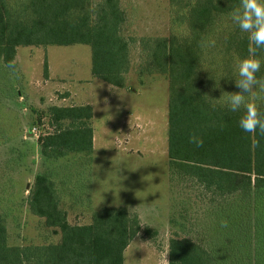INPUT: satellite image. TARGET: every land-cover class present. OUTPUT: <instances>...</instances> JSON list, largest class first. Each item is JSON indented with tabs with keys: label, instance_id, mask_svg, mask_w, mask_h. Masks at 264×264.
<instances>
[{
	"label": "trees",
	"instance_id": "16d2710c",
	"mask_svg": "<svg viewBox=\"0 0 264 264\" xmlns=\"http://www.w3.org/2000/svg\"><path fill=\"white\" fill-rule=\"evenodd\" d=\"M169 1L172 24L182 30L140 38L137 69L138 75L168 79V181L186 202L169 219L177 232L169 240L168 264H264V134L243 132L239 113L211 99L220 96L214 79L224 77L221 88L237 91L227 78L235 60L248 55L246 34L227 15L239 0ZM125 19L119 0H25L16 13L8 0H0V60L14 67L18 47L86 45L91 76L122 88L130 68ZM256 55L261 78L264 49ZM43 66L46 78V61ZM255 103L264 116V100ZM46 113L53 130L37 138L44 158L93 151L90 105H53ZM191 135L202 146L189 143ZM190 199L203 206L200 217L186 212ZM29 208L60 232V241L9 246L0 217V264H123L125 249L142 230L138 214L122 206L95 212L89 224L71 225L46 173L34 178Z\"/></svg>",
	"mask_w": 264,
	"mask_h": 264
},
{
	"label": "rangeland",
	"instance_id": "374dc122",
	"mask_svg": "<svg viewBox=\"0 0 264 264\" xmlns=\"http://www.w3.org/2000/svg\"><path fill=\"white\" fill-rule=\"evenodd\" d=\"M24 2L8 0L13 13ZM119 2L130 61L122 88L91 76L86 45L18 47L14 67L0 60V217L9 246L60 241V232L29 208L34 178L46 173L71 225L89 224L106 208L122 206L138 214L142 230L125 249L123 264H168L169 240L177 232L169 219L186 203L168 181V79L138 75L137 69L140 38L168 37L182 28L172 24L169 0ZM83 104L93 109V151L44 158L37 138L53 130L47 108ZM193 201L187 200L186 212L200 217L203 206Z\"/></svg>",
	"mask_w": 264,
	"mask_h": 264
},
{
	"label": "clouds",
	"instance_id": "9594fccd",
	"mask_svg": "<svg viewBox=\"0 0 264 264\" xmlns=\"http://www.w3.org/2000/svg\"><path fill=\"white\" fill-rule=\"evenodd\" d=\"M231 23L248 40V55L235 60L233 76L230 79L237 91H224L220 80H215L214 88L220 90L218 99L231 113H239L238 127L245 133L254 134L259 131L264 134V116L258 112L255 101L264 100V77L258 78L262 61L256 55L264 49V0H239L238 5L227 13ZM189 143L200 147L203 140L195 135L189 136Z\"/></svg>",
	"mask_w": 264,
	"mask_h": 264
},
{
	"label": "crops",
	"instance_id": "0c3cea01",
	"mask_svg": "<svg viewBox=\"0 0 264 264\" xmlns=\"http://www.w3.org/2000/svg\"><path fill=\"white\" fill-rule=\"evenodd\" d=\"M90 63H91V57H90ZM90 73H91V67H90ZM84 105V104H83ZM87 105H90V104H87ZM91 106V105H90ZM92 108V107H91ZM92 111H93V109H92ZM95 139H94V132H93V141H94ZM93 149H94V146H93Z\"/></svg>",
	"mask_w": 264,
	"mask_h": 264
}]
</instances>
